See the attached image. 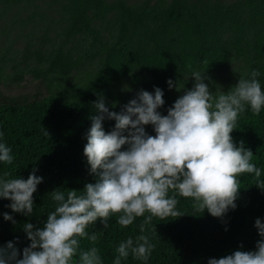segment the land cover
Segmentation results:
<instances>
[{"label":"trees","instance_id":"1","mask_svg":"<svg viewBox=\"0 0 264 264\" xmlns=\"http://www.w3.org/2000/svg\"><path fill=\"white\" fill-rule=\"evenodd\" d=\"M79 1L82 6L88 5L102 13L117 7L130 11L123 3ZM209 25L210 29L197 27L193 35L178 36L177 39L173 36L163 38L164 30L160 29L152 34L158 38H151L148 48L133 47L130 38L109 46L101 42L99 36H94L99 41L100 53L106 54L100 58L93 80L85 85L70 81L74 77L73 70L83 63L84 58L71 59L58 49L48 57L45 69L34 73L45 81L44 92L19 98L7 95L0 87V133H3L0 143L10 147V154L14 157L12 164L0 161V179L26 180L34 168L35 174L43 178L33 193L34 210L30 216L13 212L8 207L11 201L0 197V248L12 241L19 252L17 259H21L23 249L31 243L23 225L32 223L35 228L44 227L48 213L56 206L51 199L52 192L58 190L66 194L77 190L80 193L88 183L96 182L97 177L90 174V165L84 154L92 126L91 117L98 114L94 102L126 75L132 74L139 86H148L153 92L159 87L165 97L183 86L193 87V72H204L207 77L204 82L213 85L218 75L238 59L243 70L237 83L240 78L247 79L253 70H258L257 79L264 91V31L249 37L236 36L231 45L235 48L233 54L230 45L222 41V36H216L220 29ZM241 41L243 46L238 44ZM93 56L91 53L86 57ZM169 80L173 82L171 89ZM105 106L117 113L122 110ZM169 108L157 111L167 115ZM102 126L106 133L110 132L115 120L106 118ZM145 130L149 135H156L152 125H146ZM231 135L237 146L242 141L244 148L253 152L250 162L261 170L260 180L264 181V107L259 115H255L246 105ZM126 148L127 145L122 146V150ZM238 180L241 187L235 200L236 208L230 207L222 217H213L207 209L196 211L192 198L177 194V210L182 215L165 220L153 217L152 222L145 225L143 234L148 235L155 245L149 259H135L130 254L126 260L121 259V264H208L212 258L220 259L237 250L256 251V242L262 237L255 221L259 218L264 222V188L257 185L254 173H243ZM4 213H9L15 223L5 220ZM119 215L109 217L107 228L100 220L89 225L85 231L89 235L96 233L98 240L93 244L87 237L79 238L80 251L94 246L99 250L102 264H114L119 244L129 237L135 240L141 235L140 225L150 214L146 212L145 216L135 218L128 227L117 223ZM73 264H79V252L73 258Z\"/></svg>","mask_w":264,"mask_h":264},{"label":"clouds","instance_id":"2","mask_svg":"<svg viewBox=\"0 0 264 264\" xmlns=\"http://www.w3.org/2000/svg\"><path fill=\"white\" fill-rule=\"evenodd\" d=\"M203 73H192L193 88L174 102L167 115L157 111L165 103L159 87L154 94L141 90L119 113L109 111L103 98L94 102L98 114L91 117L84 154L96 182L88 183L80 193L53 191L51 199L56 206L48 213L44 227L23 225L31 243L23 249L22 258L17 259L19 252L9 241L0 248V264H73L78 252L79 264H102L96 247L80 251L79 238L87 237L93 244L98 240V235H89L86 228L97 220L107 228L109 217L117 213L121 214L117 223L128 227L146 212L150 215L140 225L141 235L119 244L114 264H121L130 254L147 261L155 245L143 234L145 225L153 217L165 220L182 215L177 210V194L192 198L196 211L207 209L213 217H222L230 207L236 208L240 175L254 173L257 185L264 188L261 170L250 162L253 152L245 149L242 141L237 146L231 135L246 105L255 115L264 107L259 71L253 70L249 78H240L234 88L219 95L209 91ZM168 85L171 89L173 82L169 80ZM106 118L115 120L107 133L102 126ZM146 125H152L156 135H149ZM11 151L0 143V161L12 164ZM35 171L26 180L0 179V197L11 201L8 207L13 212L25 216L33 213V193L43 179ZM4 219L13 217L4 213ZM255 227L262 237L256 242V251L237 250L220 259L212 258L208 264H264V222L257 218Z\"/></svg>","mask_w":264,"mask_h":264},{"label":"rangeland","instance_id":"3","mask_svg":"<svg viewBox=\"0 0 264 264\" xmlns=\"http://www.w3.org/2000/svg\"><path fill=\"white\" fill-rule=\"evenodd\" d=\"M109 4L123 3L130 8L102 13L79 0H0V87L7 95L31 97L46 89L43 78L35 71L44 70L48 57L61 49L71 59L84 58L73 70L71 83L86 84L93 80L100 65V41L109 46L130 38L133 47L148 48L154 32L164 36H191L195 28L220 29L216 36L230 45L236 36L249 37L264 31V0H104ZM216 29V30H217ZM93 30V33L91 32ZM210 31V30H208ZM210 33H213L212 31ZM213 36H215L213 34ZM171 38H169L170 40ZM166 41V39H163ZM243 46L244 42L238 43ZM93 53V57H86ZM243 67L235 59L209 85L213 95L226 94L237 83ZM191 86H183L168 96L158 109L172 107ZM141 90L132 74L100 96L112 110L122 109Z\"/></svg>","mask_w":264,"mask_h":264}]
</instances>
